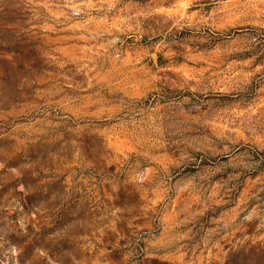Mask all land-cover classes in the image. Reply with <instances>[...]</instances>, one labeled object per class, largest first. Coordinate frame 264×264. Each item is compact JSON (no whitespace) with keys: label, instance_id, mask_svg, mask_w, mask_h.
Returning <instances> with one entry per match:
<instances>
[{"label":"rangeland","instance_id":"374dc122","mask_svg":"<svg viewBox=\"0 0 264 264\" xmlns=\"http://www.w3.org/2000/svg\"><path fill=\"white\" fill-rule=\"evenodd\" d=\"M0 264H264V0H0Z\"/></svg>","mask_w":264,"mask_h":264}]
</instances>
